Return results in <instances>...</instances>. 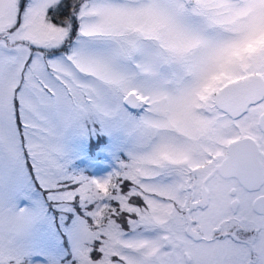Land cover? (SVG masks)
I'll list each match as a JSON object with an SVG mask.
<instances>
[{"label": "snow or ice", "instance_id": "1", "mask_svg": "<svg viewBox=\"0 0 264 264\" xmlns=\"http://www.w3.org/2000/svg\"><path fill=\"white\" fill-rule=\"evenodd\" d=\"M0 264H264V0H0Z\"/></svg>", "mask_w": 264, "mask_h": 264}]
</instances>
